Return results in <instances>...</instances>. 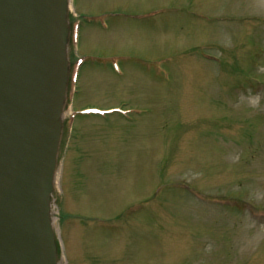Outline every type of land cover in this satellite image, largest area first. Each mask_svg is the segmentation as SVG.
<instances>
[{
	"label": "rangeland",
	"instance_id": "1",
	"mask_svg": "<svg viewBox=\"0 0 264 264\" xmlns=\"http://www.w3.org/2000/svg\"><path fill=\"white\" fill-rule=\"evenodd\" d=\"M57 17L50 264H264V0Z\"/></svg>",
	"mask_w": 264,
	"mask_h": 264
},
{
	"label": "water",
	"instance_id": "2",
	"mask_svg": "<svg viewBox=\"0 0 264 264\" xmlns=\"http://www.w3.org/2000/svg\"><path fill=\"white\" fill-rule=\"evenodd\" d=\"M20 1L0 17V264H50L58 2Z\"/></svg>",
	"mask_w": 264,
	"mask_h": 264
},
{
	"label": "bare ground",
	"instance_id": "3",
	"mask_svg": "<svg viewBox=\"0 0 264 264\" xmlns=\"http://www.w3.org/2000/svg\"><path fill=\"white\" fill-rule=\"evenodd\" d=\"M57 2H58V0H54V6H56ZM58 25H59V23H58V20H57V21H55V26L58 27ZM24 42H25V41H24ZM25 44H26V49H27V42H25ZM24 90H25V89H24ZM24 90H23V91H24Z\"/></svg>",
	"mask_w": 264,
	"mask_h": 264
}]
</instances>
